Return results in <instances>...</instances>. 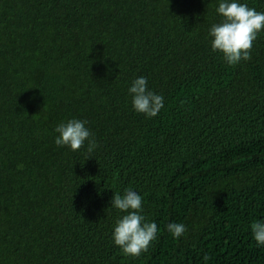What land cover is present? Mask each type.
<instances>
[{
  "label": "trees",
  "instance_id": "1",
  "mask_svg": "<svg viewBox=\"0 0 264 264\" xmlns=\"http://www.w3.org/2000/svg\"><path fill=\"white\" fill-rule=\"evenodd\" d=\"M218 2L0 0V264H264L251 230L264 219V31L229 66L208 35ZM138 76L165 98L156 117L133 109ZM73 118L94 153L55 144ZM128 187L159 228L138 259L112 241L111 200Z\"/></svg>",
  "mask_w": 264,
  "mask_h": 264
},
{
  "label": "clouds",
  "instance_id": "2",
  "mask_svg": "<svg viewBox=\"0 0 264 264\" xmlns=\"http://www.w3.org/2000/svg\"><path fill=\"white\" fill-rule=\"evenodd\" d=\"M216 13L222 18L209 29L213 52L222 54L224 61L232 67L241 61L252 59V49L259 34L264 31V11H257L241 0H219ZM133 109L148 118L156 117L165 106V98L149 89L148 78L138 76L128 88ZM88 121L73 118L61 122L56 128L55 144L67 147L73 152L86 148L92 154L99 147L94 134L87 126ZM111 207L123 213L113 227L112 241L123 255L138 259L158 239V225L144 215V197L128 187L123 194L115 193ZM253 239L258 247H264V219L251 225ZM167 231L174 239L186 236L188 228L184 223L172 222ZM205 264L210 257H203Z\"/></svg>",
  "mask_w": 264,
  "mask_h": 264
}]
</instances>
